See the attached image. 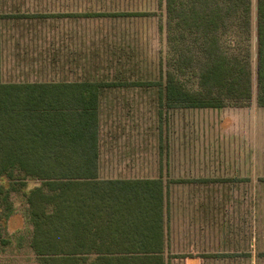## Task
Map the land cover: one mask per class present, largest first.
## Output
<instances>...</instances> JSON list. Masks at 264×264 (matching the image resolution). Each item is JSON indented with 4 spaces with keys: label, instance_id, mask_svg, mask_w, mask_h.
I'll return each instance as SVG.
<instances>
[{
    "label": "rangeland",
    "instance_id": "374dc122",
    "mask_svg": "<svg viewBox=\"0 0 264 264\" xmlns=\"http://www.w3.org/2000/svg\"><path fill=\"white\" fill-rule=\"evenodd\" d=\"M0 10L153 11L94 19L3 18L0 80L160 83L102 91L98 177L163 180L166 264H250L230 255L248 254L253 237L264 244V161L258 160L254 173L247 138L222 131L220 110L240 106L227 102L221 108L167 107L160 103L159 89L168 69L164 0H1ZM248 42L255 102V0ZM187 85L198 89L196 83ZM254 112L262 115L264 109ZM25 181L11 188L7 202L0 205V211L9 213L0 220V238L7 240L0 243V264H40L29 247L33 225L25 194L41 181L29 177Z\"/></svg>",
    "mask_w": 264,
    "mask_h": 264
},
{
    "label": "trees",
    "instance_id": "16d2710c",
    "mask_svg": "<svg viewBox=\"0 0 264 264\" xmlns=\"http://www.w3.org/2000/svg\"><path fill=\"white\" fill-rule=\"evenodd\" d=\"M164 3L168 69L160 103L248 105L252 0ZM152 12L0 10V24L3 18L94 19ZM255 24L256 103L264 106V0H255ZM191 82L197 90L187 88ZM129 84L160 83L0 80V205L25 178L41 181L25 194L33 225L29 247L40 264H166L162 179L98 177L100 96L105 88ZM3 214L0 220L9 215Z\"/></svg>",
    "mask_w": 264,
    "mask_h": 264
},
{
    "label": "crops",
    "instance_id": "0c3cea01",
    "mask_svg": "<svg viewBox=\"0 0 264 264\" xmlns=\"http://www.w3.org/2000/svg\"><path fill=\"white\" fill-rule=\"evenodd\" d=\"M252 100H250V105L248 104L246 106H240L238 108L229 107L228 110L223 108L220 111L223 112L221 121L223 122L224 129L222 131L227 132L228 134L230 132H236L237 134H239L238 136L241 137L244 135L247 138V152L252 155L251 159L249 160L252 161L253 170L254 173H256L255 169L257 170V168L259 167L258 160L264 161V146L261 144L264 141V114H256V112L254 111H257L259 109L262 110L264 109V106L257 105V103H255L256 99L255 102L254 100ZM224 110H227V112H225ZM252 180L253 182H255L256 178H253ZM253 238L255 240L249 243V253L241 254L239 253L240 251H238V255H230L232 256V259H247L249 260L250 264H256L257 262L264 260V244L259 242V240L256 241L255 237ZM238 247L240 246L238 245ZM257 250H259V252Z\"/></svg>",
    "mask_w": 264,
    "mask_h": 264
}]
</instances>
